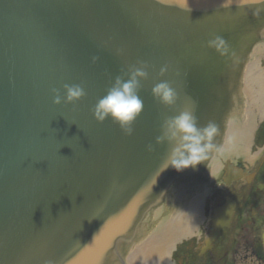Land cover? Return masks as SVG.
Returning <instances> with one entry per match:
<instances>
[{"label": "water", "instance_id": "water-1", "mask_svg": "<svg viewBox=\"0 0 264 264\" xmlns=\"http://www.w3.org/2000/svg\"><path fill=\"white\" fill-rule=\"evenodd\" d=\"M224 2L189 0L186 12L157 0H0V264H127L130 253L132 264H170L205 204L162 209L206 185L247 64L264 45V0ZM215 36L226 54L208 46ZM137 67L148 73L144 107L127 136L92 109ZM162 81L178 95L171 107L152 94ZM65 84L81 85L85 97L55 105L53 89L63 96ZM245 94L224 151L244 147L264 73L248 71ZM185 109L218 131L207 160L177 172L165 169L170 146L156 137Z\"/></svg>", "mask_w": 264, "mask_h": 264}, {"label": "flooded vegetation", "instance_id": "flooded-vegetation-1", "mask_svg": "<svg viewBox=\"0 0 264 264\" xmlns=\"http://www.w3.org/2000/svg\"><path fill=\"white\" fill-rule=\"evenodd\" d=\"M260 65H264V55ZM262 116L256 120L258 130L250 143V157H255L249 160L246 149L222 161L211 182V221L200 229L203 243L181 247L174 264H264V111ZM223 207L231 210L230 222L220 230L212 248L202 253L212 233L213 213Z\"/></svg>", "mask_w": 264, "mask_h": 264}, {"label": "clouds", "instance_id": "clouds-1", "mask_svg": "<svg viewBox=\"0 0 264 264\" xmlns=\"http://www.w3.org/2000/svg\"><path fill=\"white\" fill-rule=\"evenodd\" d=\"M157 3L166 6H174L182 11L190 12L189 0H157ZM231 0H225L222 7H230ZM210 48L216 49L222 55L227 53V42L221 36H215L208 41ZM167 68H162L161 72H166ZM148 73L143 67L133 68L127 80L117 77L114 85L108 89L92 109L95 120L104 123L111 119L117 123L123 133L131 136L134 133L136 120L143 111V101L139 96L141 87L140 80L147 79ZM54 104L62 103L75 104L81 101L86 93L79 84H65L64 95L53 89ZM153 96L163 105L171 107L176 104L178 95L173 87L167 82H160L152 88ZM217 125L210 121L204 126H200L193 111L185 109L177 115L167 118L161 125V134L156 137V144L170 146L165 169L171 166L177 172H182L189 168H195L208 158V153L215 145L213 143L217 135ZM153 146H148V151H152ZM211 174V173H210Z\"/></svg>", "mask_w": 264, "mask_h": 264}, {"label": "rangeland", "instance_id": "rangeland-1", "mask_svg": "<svg viewBox=\"0 0 264 264\" xmlns=\"http://www.w3.org/2000/svg\"><path fill=\"white\" fill-rule=\"evenodd\" d=\"M210 212H211L210 204H208L206 206L204 205L202 218H201V221H200V223L198 225L199 228L202 226V223L205 222L206 225L209 223V221H210ZM196 233L197 232H195L192 236L188 237L187 239L181 241L176 246V248L174 249L173 253L176 254V256L179 254V252L176 253L175 250L177 249V247L180 248V245H182V247L185 246L187 248H192V247H197L199 244H202L204 239L201 240V237L202 236H200L199 238L195 237L196 236ZM177 250L180 251L179 249H177ZM244 264H246V263H244Z\"/></svg>", "mask_w": 264, "mask_h": 264}]
</instances>
